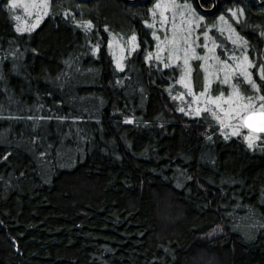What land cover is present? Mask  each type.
<instances>
[{
  "label": "trees",
  "instance_id": "obj_1",
  "mask_svg": "<svg viewBox=\"0 0 264 264\" xmlns=\"http://www.w3.org/2000/svg\"><path fill=\"white\" fill-rule=\"evenodd\" d=\"M177 1L204 19L222 60L243 50L218 37L223 24L248 34L249 52L254 42L264 50V0H199L210 13ZM8 2L0 264H264V147L180 112L169 71L148 56L156 0H51L53 12L23 33ZM122 30L136 40L120 69L110 45ZM255 82L259 92L235 87L258 101L264 80Z\"/></svg>",
  "mask_w": 264,
  "mask_h": 264
},
{
  "label": "rangeland",
  "instance_id": "obj_2",
  "mask_svg": "<svg viewBox=\"0 0 264 264\" xmlns=\"http://www.w3.org/2000/svg\"><path fill=\"white\" fill-rule=\"evenodd\" d=\"M165 2L167 0H156V4L161 3L162 6L161 8L155 7L152 12L153 19L151 20V24L157 33L154 36L156 40L150 37L148 47H151V52L148 56L153 58L154 63H160L163 70L169 71L167 73L169 76L168 80L171 79L169 93H172V97L177 101L179 110L184 109V111L180 112L192 118L193 116H204L206 118L205 125L210 133H212V130H215V133L221 134L224 138L226 136L227 139L238 137L247 143L244 137L248 135V130L241 129L240 135L232 136L231 132L239 121L229 118L225 113L241 103L248 102L247 98L249 96L246 93L242 94L239 91V97L234 94L238 91L235 87L236 84L249 85L246 78L240 72L243 57L245 55L248 57L251 52L259 58L258 62L253 58V61L249 60L254 67L248 68V72L251 73L253 80H256L262 67L259 64L263 65L264 62H262L264 58L261 57L264 56V50L256 47L258 43L254 42L255 45L249 52L248 47L252 45H249L251 42L249 41L248 34H237L236 29L231 28L229 25L228 28H224L223 24L222 26L219 25L220 27L218 26V37L220 38L225 35V37L230 38V41H236V44L239 38V43L243 47V50H239V55L230 54L226 60H222L214 52L212 36L209 33L210 29H207V26L203 24L204 19L198 17V13H194L188 8V13H185L181 7L173 8L170 3L166 10L163 7ZM175 2L178 1L175 0ZM24 3L29 5L28 11L32 15H28L23 7L11 8L9 2L6 6L12 18L15 16L21 17L19 21L14 19L17 24L16 27L18 25L21 27L31 26L36 23V16L38 14L41 16L39 26L45 17L53 12L54 8L51 0L48 9L38 10L31 7V0H24ZM176 4L178 5V3ZM44 11H47L48 14L43 15ZM161 12L164 14L163 17L161 16ZM237 20L241 28L245 32H249V29L245 27V20L243 18H237ZM167 22H170V25L167 26ZM145 26L147 29H151L150 25ZM124 31L122 30V33H120L122 38H117V40L113 38L110 45V51L120 69L123 68L124 57L131 55L134 49L133 41L130 36L124 37ZM204 33H207V37H205ZM215 41L216 39L214 38ZM260 51L263 52V55H261ZM185 59L188 61L187 64L184 63ZM225 62L228 65L227 68L225 67ZM225 80H227L226 83ZM256 84L259 85L260 83ZM214 100L217 103H212ZM253 103L258 109L260 101H254L253 99ZM196 109H200L199 115L196 114ZM221 120H223L224 126H222ZM227 125H231V127ZM260 137V140L253 147L258 150L264 147V135H260Z\"/></svg>",
  "mask_w": 264,
  "mask_h": 264
},
{
  "label": "snow or ice",
  "instance_id": "obj_3",
  "mask_svg": "<svg viewBox=\"0 0 264 264\" xmlns=\"http://www.w3.org/2000/svg\"><path fill=\"white\" fill-rule=\"evenodd\" d=\"M169 3L173 8H179L181 5H177L175 0H167V2L164 3L163 7L167 10ZM9 5L11 8H17V7H23L25 12L28 13V15H32L31 12L28 11L29 5L24 3V0H9ZM161 3H157L155 5L156 8H161ZM31 7L36 8V9H48L50 7V0H31ZM182 7L188 8L191 11H194V9H191L190 5L184 4ZM233 17L237 16V12L233 11L231 9L228 10ZM240 13H243V10H239ZM47 11L43 12V15H47ZM155 15V13H153ZM163 12H161V16L163 17ZM167 19L166 17H164ZM13 19L19 21L21 17L15 16ZM41 16L38 14L36 16V23L32 24L31 26H26V27H21L17 26L16 31L23 33V32H31L34 30L39 22H40ZM221 21L225 20V17L221 15L219 17ZM78 26H83L85 28H91V22H86L83 25H78ZM205 37H207V33H204ZM131 40L134 42L136 40V37L133 36L131 37ZM233 43H236V41H233ZM206 47V45H205ZM194 52V49H193ZM185 64L188 63L187 59L184 61ZM119 67V65H118ZM225 67L227 68L228 65L225 62ZM254 67V65L251 64L249 61V58L245 55L243 57V61L241 62L240 65V72L241 75H243L247 82L251 85V87L256 91H260V86L256 84L255 80H253L252 75L250 72H248V68ZM259 78L261 80H264V66L261 67L260 72H259ZM227 80H225V83ZM237 97H239V92L236 91L234 93ZM257 99L260 101L259 108L257 109L256 105L253 103V98L248 97L247 98V103H241L235 108L231 109L229 112H226L225 115L228 116L229 118H234L239 121L237 126H235L231 132L232 136H237L241 134V129H247L248 130V135L244 137V139L247 141L248 147L253 148L254 145L258 140H260V134H264V95H260L257 97ZM212 103H217L215 100L212 101ZM180 111H184V109H180ZM200 109H196V114L199 115ZM219 119V117H218ZM129 123L131 121H128ZM222 126H224L223 120L220 121ZM231 127V125H227ZM227 139V136L225 137ZM211 139V137H209Z\"/></svg>",
  "mask_w": 264,
  "mask_h": 264
},
{
  "label": "flooded vegetation",
  "instance_id": "obj_4",
  "mask_svg": "<svg viewBox=\"0 0 264 264\" xmlns=\"http://www.w3.org/2000/svg\"><path fill=\"white\" fill-rule=\"evenodd\" d=\"M198 2H199V0H198ZM197 3V2H196ZM200 3V2H199ZM198 5V4H197ZM200 5H201V3H200ZM211 8H212V5H210V6H208V5H205V6H202L201 5V7L198 5V9L201 11V12H203V13H210V12H214L215 11V9H216V7H214L212 10H211ZM207 9H210V10H207ZM190 13V12H189ZM203 19V18H202ZM204 21V20H203Z\"/></svg>",
  "mask_w": 264,
  "mask_h": 264
},
{
  "label": "water",
  "instance_id": "obj_5",
  "mask_svg": "<svg viewBox=\"0 0 264 264\" xmlns=\"http://www.w3.org/2000/svg\"><path fill=\"white\" fill-rule=\"evenodd\" d=\"M196 2H197V4L201 7V5H200V3L198 2V0H196ZM214 2H215V0H214ZM214 5H215V3H214ZM214 8V6L211 8V10ZM207 10H210V9H207ZM261 135H263V134H261Z\"/></svg>",
  "mask_w": 264,
  "mask_h": 264
}]
</instances>
